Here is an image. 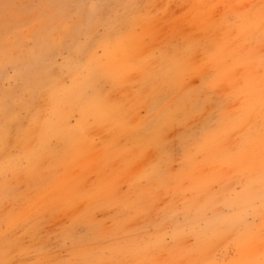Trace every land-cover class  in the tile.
<instances>
[{
	"label": "rangeland",
	"instance_id": "obj_1",
	"mask_svg": "<svg viewBox=\"0 0 264 264\" xmlns=\"http://www.w3.org/2000/svg\"><path fill=\"white\" fill-rule=\"evenodd\" d=\"M0 264H264V0H0Z\"/></svg>",
	"mask_w": 264,
	"mask_h": 264
}]
</instances>
